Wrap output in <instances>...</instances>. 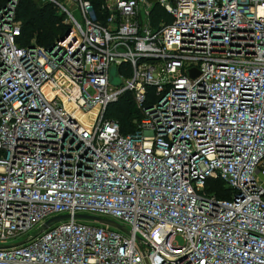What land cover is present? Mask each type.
<instances>
[{
    "label": "built area",
    "instance_id": "1",
    "mask_svg": "<svg viewBox=\"0 0 264 264\" xmlns=\"http://www.w3.org/2000/svg\"><path fill=\"white\" fill-rule=\"evenodd\" d=\"M41 1L68 14L48 48L0 8V264H264V0Z\"/></svg>",
    "mask_w": 264,
    "mask_h": 264
},
{
    "label": "trees",
    "instance_id": "2",
    "mask_svg": "<svg viewBox=\"0 0 264 264\" xmlns=\"http://www.w3.org/2000/svg\"><path fill=\"white\" fill-rule=\"evenodd\" d=\"M7 0H0V8ZM95 10L100 23L104 22L106 13L103 9L104 0H89ZM57 5L41 0H18L15 9V19L20 24L21 36L19 43L23 46L35 44L44 48L50 47L56 39L65 34L69 24L64 21L63 14H59ZM170 16L158 3H154L149 13L152 26L161 21H169ZM150 90V88H148ZM108 116L116 119L122 134L136 129L139 115L130 92L123 93L119 100L108 107ZM206 191L218 198L229 199L231 192L224 188L219 180L207 182Z\"/></svg>",
    "mask_w": 264,
    "mask_h": 264
},
{
    "label": "water",
    "instance_id": "3",
    "mask_svg": "<svg viewBox=\"0 0 264 264\" xmlns=\"http://www.w3.org/2000/svg\"><path fill=\"white\" fill-rule=\"evenodd\" d=\"M191 74L196 75V71L192 70ZM73 217L75 219H79V220L92 221V222H96V223H102L105 225H110V226L115 227V228L122 230V231L125 230L119 223H117L111 219H107V218H103V217H99V216H94V215H88V214H75ZM69 218H70L69 214L54 216L45 222L44 227L45 228L49 227L52 223L59 222V221L69 219ZM19 243H22V242H19Z\"/></svg>",
    "mask_w": 264,
    "mask_h": 264
},
{
    "label": "rangeland",
    "instance_id": "4",
    "mask_svg": "<svg viewBox=\"0 0 264 264\" xmlns=\"http://www.w3.org/2000/svg\"><path fill=\"white\" fill-rule=\"evenodd\" d=\"M61 3L63 4L64 7L67 8V10H68L69 12H71V13L75 16V18H76L78 21L82 22V21H81L82 19H81V13H80V10L76 7V5H74L73 3H69V2L66 3V0H65V1H64V0H61ZM64 7H63V8H64ZM59 9H60L59 14H63V16H64V21L66 22L67 19H68V14H67L66 11L63 10L62 8L59 7ZM64 9H65V8H64ZM109 75H110V82H111L113 85L117 86V85L120 84L121 80H120V77H119V74H118L117 68H116L115 66H111V67H110V69H109ZM87 222H89V223H96V222H92V221H87ZM127 227H128V226H127ZM35 232H36V229H35V228H32L31 230H29V233H30V234H34ZM178 240H180V239L178 238Z\"/></svg>",
    "mask_w": 264,
    "mask_h": 264
}]
</instances>
